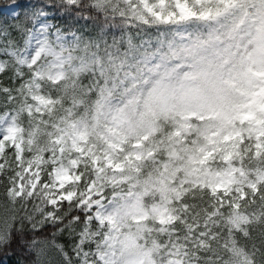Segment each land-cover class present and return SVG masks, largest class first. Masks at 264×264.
Returning <instances> with one entry per match:
<instances>
[{
    "label": "clouds",
    "instance_id": "1",
    "mask_svg": "<svg viewBox=\"0 0 264 264\" xmlns=\"http://www.w3.org/2000/svg\"><path fill=\"white\" fill-rule=\"evenodd\" d=\"M0 264H264V0H0Z\"/></svg>",
    "mask_w": 264,
    "mask_h": 264
}]
</instances>
